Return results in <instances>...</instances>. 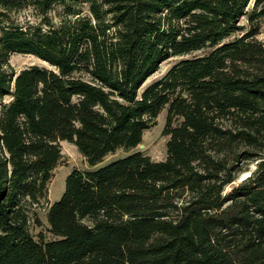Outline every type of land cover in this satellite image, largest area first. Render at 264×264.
<instances>
[{
  "label": "trees",
  "instance_id": "16d2710c",
  "mask_svg": "<svg viewBox=\"0 0 264 264\" xmlns=\"http://www.w3.org/2000/svg\"><path fill=\"white\" fill-rule=\"evenodd\" d=\"M262 19L264 0H0V264H264ZM166 106L164 160L96 167ZM62 141L91 168L51 203Z\"/></svg>",
  "mask_w": 264,
  "mask_h": 264
},
{
  "label": "rangeland",
  "instance_id": "374dc122",
  "mask_svg": "<svg viewBox=\"0 0 264 264\" xmlns=\"http://www.w3.org/2000/svg\"><path fill=\"white\" fill-rule=\"evenodd\" d=\"M30 15L29 11H22L20 13L15 14L16 20H25L26 17ZM243 24H247V18L242 19ZM259 40L264 41V19L261 22L260 33L257 35ZM202 52H197L196 54H201ZM182 57H172L165 62H163L160 66V69L154 73L144 84L143 88L148 86L153 81L160 78L164 73L177 61H179ZM11 64L17 69L20 70L24 67H27L32 64H46L44 61L40 60L36 56L28 55V54H13L11 56ZM167 118V106L161 111V113L157 117V123L152 126L150 129L145 131L143 142L135 149L125 150L118 149L116 152L109 154L105 157L101 162L97 164L96 167L104 166L113 160L128 155L136 150L142 151L144 154L150 156L153 160H164L167 156V140L168 137L164 134V128L166 125ZM63 157L60 164L54 171V177L52 178L49 184V200L50 202H55L61 198L65 190L66 178L67 176L74 170H87L90 169L87 159L80 153L78 148L67 141L61 142ZM245 175V174H244ZM242 176L240 180H242L245 176ZM248 175V174H247ZM229 190V189H228ZM47 210L44 209L40 212V216L44 222V225L47 226V218H46ZM40 227L35 228V232L40 231ZM52 238L51 235H49Z\"/></svg>",
  "mask_w": 264,
  "mask_h": 264
},
{
  "label": "water",
  "instance_id": "95a60500",
  "mask_svg": "<svg viewBox=\"0 0 264 264\" xmlns=\"http://www.w3.org/2000/svg\"><path fill=\"white\" fill-rule=\"evenodd\" d=\"M246 177H247V175H246L243 179H245ZM243 179H242V180H243Z\"/></svg>",
  "mask_w": 264,
  "mask_h": 264
},
{
  "label": "bare ground",
  "instance_id": "6f19581e",
  "mask_svg": "<svg viewBox=\"0 0 264 264\" xmlns=\"http://www.w3.org/2000/svg\"><path fill=\"white\" fill-rule=\"evenodd\" d=\"M245 175H247V173H246ZM245 175H244V176H245Z\"/></svg>",
  "mask_w": 264,
  "mask_h": 264
}]
</instances>
